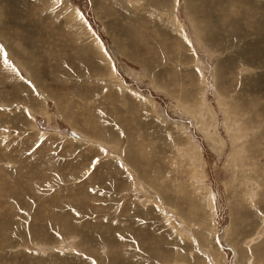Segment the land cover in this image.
I'll list each match as a JSON object with an SVG mask.
<instances>
[{"label":"rangeland","instance_id":"obj_1","mask_svg":"<svg viewBox=\"0 0 264 264\" xmlns=\"http://www.w3.org/2000/svg\"><path fill=\"white\" fill-rule=\"evenodd\" d=\"M245 3L0 0V264H264Z\"/></svg>","mask_w":264,"mask_h":264},{"label":"bare ground","instance_id":"obj_2","mask_svg":"<svg viewBox=\"0 0 264 264\" xmlns=\"http://www.w3.org/2000/svg\"><path fill=\"white\" fill-rule=\"evenodd\" d=\"M229 1H230V0H229ZM249 2H250V1H249ZM249 2H248V3H249ZM239 3H242V0H239ZM243 3H244V5L246 4V3H245V0H243ZM195 12H196V11H195ZM243 14H244V13H243ZM190 18H191V15H190ZM191 19H192V18H191ZM197 19H198V18H197ZM203 21H204V20H203ZM205 26H206V25H205ZM199 27H200V26L198 25V28H199ZM201 30H202V28H201ZM202 31H205V30L203 29ZM204 34H205V33H204ZM204 34H203V35H204ZM203 35H202V36H203ZM210 39H211V38H210ZM211 42H212V41H211ZM118 45L120 46V43H119ZM119 46H118V47H119ZM118 49H119V48H118ZM123 51H124V50H123ZM122 54H125V53H122ZM246 63H247V62H246ZM218 64H219V63H218ZM218 69H220V68H218ZM216 71H218V70L216 69ZM149 73H150V72H149ZM149 73H148V74H149ZM218 74H219V73H218ZM218 74H217V75H218ZM218 79H219V78H218ZM152 80H153V79H152ZM153 82H154V81H153ZM222 96H223V95H222ZM219 98H221V97H219ZM219 102H220V101H219ZM219 102H218V103H219ZM235 102H238V101H235ZM236 105L238 106V104H236ZM240 105H241V104H239V106H240ZM220 106H221V104H220ZM229 107H230V106H229ZM185 112H186V111H185ZM238 115H239V114H238ZM195 116H196V115H195ZM240 116H241V115H240ZM227 117H228V116H227ZM229 119H230V118H229ZM233 129H234V128H233ZM231 134H232V133H231ZM87 137H88V136H87ZM240 158H241V156H240ZM252 159H253V158H252ZM243 163H244V162H243ZM241 164H242V163H241ZM244 165H245V164H244ZM246 194H247V193H246ZM254 194H255V193H254ZM249 197H250V196H249ZM247 198H248V197H247ZM251 198H252V201H253V197H251ZM246 201H248V202H252L251 200H248V199H246ZM171 209H172V208H171ZM103 249H104V248H103ZM114 255H115V254H114ZM101 262H102V261H101ZM97 264H98V263H97ZM101 264H102V263H101Z\"/></svg>","mask_w":264,"mask_h":264}]
</instances>
